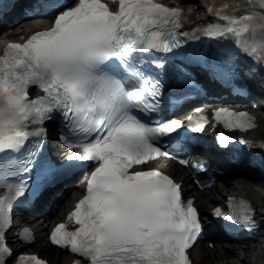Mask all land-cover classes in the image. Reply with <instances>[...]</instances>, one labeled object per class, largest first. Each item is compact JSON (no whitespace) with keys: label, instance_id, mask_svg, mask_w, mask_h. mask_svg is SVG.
<instances>
[{"label":"snow or ice","instance_id":"snow-or-ice-1","mask_svg":"<svg viewBox=\"0 0 264 264\" xmlns=\"http://www.w3.org/2000/svg\"><path fill=\"white\" fill-rule=\"evenodd\" d=\"M118 4L112 11L102 0H78L56 16L50 29L6 46L0 55V157L19 154L31 137H45L43 124L58 115L66 128L62 140L74 149L68 159L100 163L69 217L79 228L67 231L66 224L58 225L52 242L70 247L89 264H190L187 249L201 229L192 202H183L180 185L159 170L129 172L133 165L168 155L160 145L180 135L178 130L200 132L207 122L205 115L191 117L187 125L163 121L162 84L142 68L143 53H171L190 34L177 31L179 8L154 0ZM237 9L244 14L234 15ZM209 13L225 23L193 29V39L197 33L234 38L242 51L264 64V0H239L232 8ZM32 85L44 95L30 99ZM213 115L226 128L255 127V118L246 112L220 108ZM218 139L223 146L226 138L221 134ZM34 149L22 162L18 155L0 160V181L18 174L12 168L31 172ZM4 186L0 264L12 254L5 237L13 202L27 187ZM225 218L246 228L257 226L250 206ZM25 261L46 264L34 255L18 257L17 264Z\"/></svg>","mask_w":264,"mask_h":264},{"label":"bare ground","instance_id":"bare-ground-1","mask_svg":"<svg viewBox=\"0 0 264 264\" xmlns=\"http://www.w3.org/2000/svg\"><path fill=\"white\" fill-rule=\"evenodd\" d=\"M190 2H193L192 5H190L189 9L192 10L191 14H188V16L197 18L199 15H201V11L204 9L203 2L206 1L207 3H222L225 0H188ZM7 34H12L10 31ZM10 42H7L3 44L4 46L8 45ZM2 44L0 43V47ZM263 133H255L254 131L251 133L253 137L258 136L261 137L264 135V122H261ZM166 160V159H165ZM236 189H240L244 193L250 195L253 199L257 201L258 206L261 209H264V187L257 188L256 186L246 184L243 185L242 183H237L235 186ZM200 202L204 206L205 201L203 202L202 196L200 197ZM202 206V207H203ZM39 248L43 252H50L52 253V250L48 247H45V244L42 242V246H39ZM209 255L206 256L203 259L202 264H249L250 258L247 254L240 255L238 252H235L233 250H224V255H221L218 250H208ZM54 256V253H52ZM228 257V258H227ZM234 258V260H233ZM205 262V263H204Z\"/></svg>","mask_w":264,"mask_h":264}]
</instances>
